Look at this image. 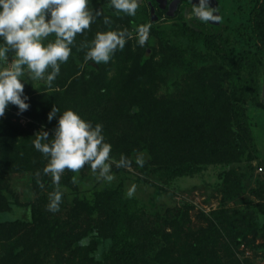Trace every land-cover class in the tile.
Listing matches in <instances>:
<instances>
[{
	"label": "rangeland",
	"instance_id": "rangeland-1",
	"mask_svg": "<svg viewBox=\"0 0 264 264\" xmlns=\"http://www.w3.org/2000/svg\"><path fill=\"white\" fill-rule=\"evenodd\" d=\"M146 2L147 0H143V3ZM105 4L109 11L115 13L110 3L105 2ZM253 5V0H219L218 9L222 19L218 24H214L205 23L195 16L186 19L185 11L192 7V2L182 0L174 19H168L163 13V17L158 22H150L152 27L149 40L142 48H149L148 57L156 64L157 72L165 76L157 96L162 99L164 97L163 105L168 106L169 114L159 124L153 122L151 127H146L151 129L152 133L156 132L162 137L179 134L191 141L199 137L205 143H209L208 141L211 143L220 140L229 128L234 126L230 107L221 103L217 97L224 94L226 99L229 88L234 82V77L230 76L228 71V60L221 59L217 51L213 52L216 54L215 60L205 58L204 55L209 52L202 47L198 49L190 43L181 32V25L185 23L194 27L201 22L208 28L224 29L229 24L234 31H237L239 26L243 27L238 35L232 36L240 50L250 49L246 30L249 12ZM139 24L141 23L135 20L117 21L111 28H127L133 33L128 42L136 48L139 44L135 33ZM98 30L103 29L99 27ZM152 30L164 31L169 43L161 41ZM197 49L200 51L198 52ZM85 51L86 49H82L80 45L73 47L68 62L62 65L71 64L74 69L80 67L78 73L80 75L85 70V65L91 63L85 60L81 63ZM115 73L116 70H112L110 76ZM240 74L246 75L243 71ZM68 76L69 70L62 68L52 87L35 84L26 76L25 93L30 97V107L21 112L18 106L13 105L12 108L10 104L2 116L4 119H10L18 128L21 145L30 150L31 157L24 162L16 160V165L5 172L0 190V222H13L22 217L23 210L31 207L38 216L44 218L49 228L54 229L56 221H63L62 230L69 231L75 225L76 217H82V220L91 217L94 219L110 217L112 206L106 202L110 203L111 200H100L97 196L107 188L113 191L112 203L130 205L131 208L126 211L130 212L134 209V211L138 210V213H144L143 217L155 226H159L161 222L163 225V219L175 217L174 214L183 207V203H189L192 206L191 227L195 230L211 231L215 237L212 242L213 244L216 242L215 249L220 256L226 254V257L230 258L229 256L234 254V259L241 264L246 260L251 264H264V239L250 231L246 221L240 219L247 216L249 220L257 221L259 224L264 223V108L247 104L254 134V146L245 144L239 153L234 152L229 155L223 164H220V161L212 162L215 164L210 165L201 164L184 175L174 176V172L158 168V165L152 163L153 158L146 149H139L138 152L127 155L115 144L112 155L116 160L120 159L121 154L132 158L131 167H117L113 164L115 179L111 182L98 178L89 167L82 168L78 172L65 169L60 182L64 192L63 202L59 211L52 212L48 210L47 205L49 193L54 190L55 185L52 183L51 175L43 173L48 161L34 148L32 141L35 139L34 135L41 129L49 131V139H51L54 130L51 126L56 123L54 119L48 120V113L45 114L47 109L39 108L46 101V93L58 90L61 78L62 80L66 78L69 82ZM259 85V96L264 101V64L261 66ZM182 92L183 94L180 95ZM147 97L151 100L153 98L152 95ZM172 98H176L179 105L169 110ZM138 153L145 154L146 163L142 167L135 162ZM207 156L209 155L205 154V158ZM68 174L73 176L75 187L66 183L65 177ZM42 183L43 187H41ZM133 184L136 185V191L134 196L129 198L127 191ZM97 205L104 207L98 208ZM205 236L209 237V234L204 232V235H200L203 241ZM11 237L13 239L0 238L1 251L7 254L8 247L13 244L12 240L25 238L29 240L31 247L26 258L34 261L35 264H43V256L47 254H49L48 259L44 264H56L59 260L56 256L59 253L70 255L67 251L68 246L62 247L56 244L46 245L47 251H42L44 247L41 243L42 239L31 226L19 229ZM78 244L82 246L84 242L79 241ZM109 247L108 239L101 245L96 255L100 257ZM223 262L229 261L224 259ZM20 264H29V262Z\"/></svg>",
	"mask_w": 264,
	"mask_h": 264
},
{
	"label": "trees",
	"instance_id": "trees-1",
	"mask_svg": "<svg viewBox=\"0 0 264 264\" xmlns=\"http://www.w3.org/2000/svg\"><path fill=\"white\" fill-rule=\"evenodd\" d=\"M105 2L110 3V0H92L94 8H100L104 15L111 16V25H105L103 17H99L86 36H77L75 46L81 45L85 40H91L99 27L105 30L113 27L117 21L135 20L141 24L151 22L149 2L156 8L158 15V20L152 21L154 23L163 17V13L168 19H174L178 12L177 10L173 17L168 16L166 10L159 8L156 0H147L138 8L135 17L124 14L117 16L108 10ZM253 4L246 30L250 49L240 50L232 36L238 35L243 27L239 26L237 31H234L229 24L224 29L208 28L201 22L194 27L185 23L181 25V32L190 43L209 52L204 55L205 58L215 60L216 54L213 52L217 51L221 59L228 60V71L230 76L234 77L228 97L224 99V94L221 97L217 96L221 103L230 107L234 119V126H231L218 141L205 143L196 137L195 142L179 134L162 137L146 128L151 127L153 122L159 124L169 115L168 106L163 105L164 97L162 99L157 96L165 76L157 72L156 64L148 57L149 48L143 49L140 45L134 48L130 42H127L123 50H117L108 63L96 64L90 61L80 75H78L80 67L74 69L71 64L62 65L61 70L62 68L69 70L67 77L70 78L69 82L66 78L63 80L61 78L59 89L46 93V101L40 105L43 109H39H47L50 112L55 106L60 109L59 115L65 109L73 108L93 123L102 122L105 138L112 145H118V148L127 155H132V152H138L139 149H146L153 158L152 163L158 165L161 170L174 172V176L184 175L195 166L205 163L210 165L215 164L212 162L220 161V164H223L229 155L239 153L245 144L254 146L247 104L264 108V101L259 96V76L261 66L264 64V0H253ZM154 32L161 41L168 42L164 31ZM84 54L81 63L84 61ZM112 70H116V73L110 76ZM241 71L246 75L240 74ZM34 83L46 86L43 82ZM182 94L183 92L180 95ZM147 95L149 97L152 95V100ZM171 100L169 110L179 105L176 98ZM11 107L13 108V105ZM48 111L45 114L49 113ZM54 122L57 124V118H54ZM56 124L51 127L55 128ZM17 130L10 119L0 117V190L5 172L16 165V160L24 162L31 157L30 150L21 145ZM205 154L209 156L205 158ZM65 181L71 187L76 186L71 174L65 177ZM97 196L100 200H111L110 203L106 202L112 206L110 217L95 219L91 217L88 220L76 217L75 225L69 231H65L62 230L63 221H56L54 229H51L43 217L28 207L17 220L0 222V238L13 239L11 236L16 231L31 226L42 239L41 243L44 244L42 251H47L46 245L68 246L67 251L70 255L59 253L56 256L57 260L59 259L56 264H241L234 259V254L227 255L230 258L226 257V254L220 256L215 249L216 242L214 244L212 242L215 237L211 231L195 230L191 227L192 206L189 203L184 202L183 207L174 214L175 217L163 219V225L161 222L159 226H155L143 217L144 213H138V210L134 209L126 211L131 208L130 205L112 203V190L106 188ZM240 219L246 221L250 231L264 239V223L249 220L247 216ZM204 232H207L209 237H203V241L200 235H204ZM108 239L110 247L98 257L97 251ZM12 241L13 244L8 247L7 254L1 251L0 244V264H20L25 261L35 264L26 258L31 251L29 240L19 237ZM79 241H83L84 244L79 245ZM48 255L43 256V264ZM224 259L229 262H223ZM244 264L251 263L246 260Z\"/></svg>",
	"mask_w": 264,
	"mask_h": 264
},
{
	"label": "clouds",
	"instance_id": "clouds-1",
	"mask_svg": "<svg viewBox=\"0 0 264 264\" xmlns=\"http://www.w3.org/2000/svg\"><path fill=\"white\" fill-rule=\"evenodd\" d=\"M142 3L143 0H110L117 16L135 17ZM218 13V6H213L212 0H192L185 18L195 16L205 23H216L222 19ZM99 17H103L105 25H111V16L94 8L92 0H0V117L9 104L18 106L21 112L30 107V97L25 93L26 76L52 87L62 64L67 63L73 53L77 36H86ZM151 27L150 22L137 26L135 34L140 46L149 40ZM132 36L127 28L98 30L91 40L80 45L86 49L84 60L108 63ZM58 113L60 109L55 106L48 113L49 121L54 118L58 121L51 139L49 131L41 129L32 141L34 148L48 161L43 173L50 174L55 185L47 205L52 212L59 211L63 202L60 182L65 169L78 172L89 167L98 178L111 182L115 179L113 164L117 167L132 164V158L125 154H121L119 160L112 155L113 145L105 138L102 122L93 123L73 108ZM144 157V153H138L136 164L142 167L146 163ZM135 191L133 184L127 196L133 197Z\"/></svg>",
	"mask_w": 264,
	"mask_h": 264
},
{
	"label": "water",
	"instance_id": "water-1",
	"mask_svg": "<svg viewBox=\"0 0 264 264\" xmlns=\"http://www.w3.org/2000/svg\"><path fill=\"white\" fill-rule=\"evenodd\" d=\"M158 2L159 8L164 10H167V15L173 17L178 10L182 0H172L169 2V0H156ZM192 2V0H191ZM194 2H197V0H194ZM213 6H219L218 0H212ZM149 5H151V16L152 21L158 20V15L156 14V8L152 5L151 2H149ZM220 15V13H218ZM219 22H216L214 24H218Z\"/></svg>",
	"mask_w": 264,
	"mask_h": 264
},
{
	"label": "flooded vegetation",
	"instance_id": "flooded-vegetation-1",
	"mask_svg": "<svg viewBox=\"0 0 264 264\" xmlns=\"http://www.w3.org/2000/svg\"><path fill=\"white\" fill-rule=\"evenodd\" d=\"M170 2V1H169ZM168 9H166V11H167Z\"/></svg>",
	"mask_w": 264,
	"mask_h": 264
}]
</instances>
